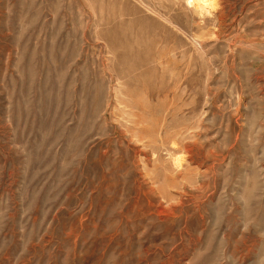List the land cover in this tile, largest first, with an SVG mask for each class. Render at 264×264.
<instances>
[{"label": "rangeland", "instance_id": "1", "mask_svg": "<svg viewBox=\"0 0 264 264\" xmlns=\"http://www.w3.org/2000/svg\"><path fill=\"white\" fill-rule=\"evenodd\" d=\"M0 0V264H264V0Z\"/></svg>", "mask_w": 264, "mask_h": 264}, {"label": "bare ground", "instance_id": "2", "mask_svg": "<svg viewBox=\"0 0 264 264\" xmlns=\"http://www.w3.org/2000/svg\"><path fill=\"white\" fill-rule=\"evenodd\" d=\"M195 2H201L203 5H208V6H210L208 3H207V0H188V4L189 5H193V3H195Z\"/></svg>", "mask_w": 264, "mask_h": 264}]
</instances>
